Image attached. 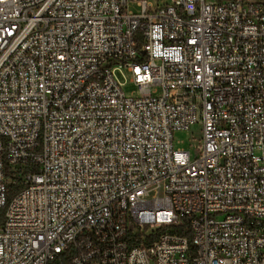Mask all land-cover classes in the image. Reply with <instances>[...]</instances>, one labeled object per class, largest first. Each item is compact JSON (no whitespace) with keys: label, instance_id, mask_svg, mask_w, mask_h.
<instances>
[{"label":"built area","instance_id":"1","mask_svg":"<svg viewBox=\"0 0 264 264\" xmlns=\"http://www.w3.org/2000/svg\"><path fill=\"white\" fill-rule=\"evenodd\" d=\"M156 1L0 0V264H264V0Z\"/></svg>","mask_w":264,"mask_h":264},{"label":"rangeland","instance_id":"2","mask_svg":"<svg viewBox=\"0 0 264 264\" xmlns=\"http://www.w3.org/2000/svg\"><path fill=\"white\" fill-rule=\"evenodd\" d=\"M154 5L157 4L156 0H149ZM162 3H169V0H161ZM126 74V73H125ZM121 82L124 80L119 76ZM126 83L123 86V91L127 96H130L132 92L137 96L135 92V87L129 83V76L126 74ZM152 91L155 93V96H160L161 90L159 88H152ZM201 138L200 126L194 125L191 126L188 130L185 131H177L173 134V147L174 149H181L190 152V155L193 158L197 156L196 147L199 144V140Z\"/></svg>","mask_w":264,"mask_h":264},{"label":"trees","instance_id":"3","mask_svg":"<svg viewBox=\"0 0 264 264\" xmlns=\"http://www.w3.org/2000/svg\"><path fill=\"white\" fill-rule=\"evenodd\" d=\"M53 264H59V263L56 262V263H53Z\"/></svg>","mask_w":264,"mask_h":264}]
</instances>
